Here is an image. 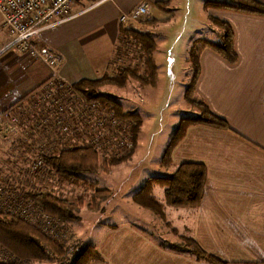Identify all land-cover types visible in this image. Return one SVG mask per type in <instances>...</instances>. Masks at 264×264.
Listing matches in <instances>:
<instances>
[{
  "label": "crops",
  "instance_id": "obj_1",
  "mask_svg": "<svg viewBox=\"0 0 264 264\" xmlns=\"http://www.w3.org/2000/svg\"><path fill=\"white\" fill-rule=\"evenodd\" d=\"M85 1L73 6L72 12L87 9L91 3L85 5ZM143 1L152 5L166 0H112L43 30L41 38L62 55L57 67L60 77L74 83L82 78H98L109 71L117 43L118 16ZM152 9L149 7L147 16L152 17ZM171 9L175 16L176 8ZM222 13L217 15L231 25L237 60L228 63L206 48L200 56L201 75L196 94L211 111L224 117L230 128L190 126L174 149V161L198 162L206 167L201 203L184 209L201 246L233 264H264V16L237 11ZM174 16L157 25L170 24ZM155 26L146 29L153 33ZM0 38L1 114L14 104L24 109L52 77V69L46 64L47 56L13 53L15 48L9 47L11 37L1 15ZM38 45L41 48L44 44ZM4 144L0 138V157ZM131 241L138 246L129 242L121 245L117 250L120 255L109 259L114 257L112 260L117 264H133L131 255L139 243ZM101 248L104 249L103 241ZM148 253L149 250L142 261ZM179 260L200 264L182 257Z\"/></svg>",
  "mask_w": 264,
  "mask_h": 264
},
{
  "label": "trees",
  "instance_id": "obj_2",
  "mask_svg": "<svg viewBox=\"0 0 264 264\" xmlns=\"http://www.w3.org/2000/svg\"><path fill=\"white\" fill-rule=\"evenodd\" d=\"M170 3L171 0L156 1L151 6L148 3L149 7L155 6L163 10L166 16H152L149 18L147 16L148 11L143 16L144 19L140 18L137 22H119L118 24L117 43L111 56L113 65L122 49L130 45L137 46L143 52L141 65H139L140 63L130 64L122 61L121 65L113 68V72L107 71L98 78H82L74 83L66 82L65 87L58 90V94L52 101V105L55 107L54 113L56 114L58 111V98H61L66 91L72 96L74 106H78L74 109V115L75 113L82 114V117L87 116L92 122L91 119L95 111L100 106H105L114 112L116 118H126L125 121L128 120L131 123L130 130L132 142L134 143L126 156L100 158L101 156L98 153L100 148L85 142L84 133L91 132L93 126L88 124L85 127L82 123L84 119H81L80 122L76 120L77 122L69 123L64 120L61 124L58 123L57 133L55 125L57 118L53 121L46 114L33 116L28 113L29 109H26V107L23 109L19 106L22 108V116L27 119H22V126L28 127V123H30L29 126L34 129L30 131L27 129L25 133L19 136L14 135L12 139L5 138L4 140L7 149H5L3 156H8L10 160L7 161L9 165L6 166V169L4 163H0V167H3L15 177H5L2 179L4 181L0 184V187L13 193L16 201L10 206H0V251L1 253L2 251L7 252L11 259L4 260L1 256L0 264H23L47 260L50 258L49 252L57 255L59 259L64 255L65 240L62 235L57 240L50 238V235L40 230L42 221L40 224L31 223L23 219L19 213L30 201L36 208L40 209L39 215L42 214V219H44V216H48V218L52 217L64 221L76 217L73 211L78 209L80 205L61 199L50 192L32 191L34 190V184L32 183L34 179L46 180L54 176L60 181H70V179L74 180L79 173H92L99 169L108 172L110 166H116L133 155L137 136L142 127V118L134 112H122L117 107L115 99L100 89L104 86L124 88L130 79L138 80L144 86L153 87L157 84V66L151 56L155 44L152 39V32L147 30L146 27L168 21L173 14ZM203 7L206 12L207 10L211 11L207 13V18L217 31V39L213 41L207 38L195 40L188 51L191 75L186 86L185 97L199 111L191 116L185 115L180 118L170 143L159 161L160 168L172 166L173 151L190 125L205 124L218 129L230 128L228 121L221 115L211 111L205 101L196 94V85L201 75L200 56L206 48L212 49L228 63H234L237 60V53L232 44L231 25L219 17L216 12L237 11L264 16V3L258 0H205ZM190 93L196 94L195 99L189 98ZM29 102L30 100L27 104L30 106ZM64 103L71 104V102ZM17 107L15 105V110H17ZM59 119L58 112V121ZM33 126H41L39 132H41L45 141L31 134L37 131L36 127ZM11 133H5V135L9 136L8 134ZM34 139L36 141L32 143ZM29 149L31 154L35 151L32 159H30ZM27 152L28 154H26ZM0 159L1 162H4V159L1 157ZM205 182L206 167L203 163L181 162L172 173L148 177L133 195V201L143 209L158 215H162L166 206L194 208L202 201ZM157 186L164 188L162 199L156 196L154 192ZM103 193H105L104 190L96 191V195H102ZM16 208L19 209L18 212H15ZM181 239L182 244H173L171 248L178 252L192 254L197 259H204L209 263L228 264L224 259L206 252L193 236L183 235ZM96 257H98V254L95 248L92 245H87L67 264H88Z\"/></svg>",
  "mask_w": 264,
  "mask_h": 264
},
{
  "label": "rangeland",
  "instance_id": "obj_3",
  "mask_svg": "<svg viewBox=\"0 0 264 264\" xmlns=\"http://www.w3.org/2000/svg\"><path fill=\"white\" fill-rule=\"evenodd\" d=\"M83 1L80 0L76 4H80ZM175 1L178 6L174 5L173 1L170 4V7L176 8L174 11L175 16L172 14L174 17L171 23L156 24L152 33L155 45L151 56L157 66V84L153 87L144 86L138 80L130 79L124 88L104 86L100 89L115 99L117 107L122 112H134L142 118V127L137 136L133 155L116 166H110L108 172L99 169L92 173H79L75 177L77 180L60 181L54 176L46 180L41 178L38 180L34 179L32 181L34 190L32 191L50 192L68 202L79 204L80 207L73 211L76 217L64 221L50 217L49 223L45 227L44 225L41 227L40 221L37 219L40 209L28 201L25 206L27 207L29 218L25 219L31 223L40 224V230L50 235L49 237L52 239L57 240L62 235L65 240V249L61 259L49 252L50 258L47 260L23 264H67L87 245H92L98 254V257L91 260L88 264H108V262H111L109 264H117L112 260L114 257L111 259L109 257L120 255L117 250L121 245H126L128 242L130 245L138 246L131 240H138L139 243V248L131 255L132 258L130 260L133 264L136 261L137 263L141 262V258L148 250L149 255L140 264H148L151 261L154 264H186L185 261L179 260L180 257L187 258L194 263L213 264L204 259H197L192 254L178 252L171 248L173 244H182L181 236L183 235L193 236L200 244V239L194 236L195 232L190 226L189 217L184 213V209L192 208L166 206L162 215H158L143 209L133 201V195L148 177L172 173L180 164L174 161V155L172 154L175 164L172 162V166L169 168L159 167V161L170 143L180 118L185 115L191 116L199 111L185 97L186 86L190 81L191 75L188 51L195 40L207 38L213 41L217 39V31L206 17V13L211 11L207 10L206 12L204 10L205 0ZM85 3V5L92 3V0H87ZM216 13L219 14L220 11ZM220 14L222 15L223 13ZM152 16L163 17L166 16V13L153 6ZM141 19H144V17ZM34 44L35 46L36 44H44L43 48L46 49L47 53H41L47 56H49V51L58 52L44 41L43 36L41 38V34ZM43 48H40L39 45L36 46L38 52ZM13 53L22 54V52L16 50H13ZM26 53L24 52V54ZM31 55L38 57L35 54ZM143 56V52L135 45L124 47L114 65L110 67L109 72H113V68L121 65L122 61L130 64L140 63L143 61ZM52 90L53 92L48 97H46L44 92L42 94L39 92L37 97H31L30 106L28 104L25 106L29 109L28 113L33 116L46 114L50 120L54 121L58 117V111L56 114L54 113L55 107L52 105V101L58 94L59 89L52 88ZM189 95L188 97L192 100L196 97L194 93ZM14 106L15 104L7 110L12 111ZM75 107L78 108L75 105L72 106V110L76 109ZM13 112L19 115L21 119H26L17 113V110L14 109ZM1 115L5 116L6 114ZM1 115L2 120L6 121ZM123 119L125 123L126 118ZM29 125L30 123H28V127L13 126L11 129L12 133L8 134L9 136L0 131V138L2 141L5 138L12 139L14 135L19 136L25 133L27 129L29 131L34 129ZM33 127H36L38 132L34 131L31 134L45 141L41 132H39L41 126ZM126 127L131 129V123L127 124ZM56 131L58 133L57 125ZM120 137L121 135H116L110 140L116 142L109 144L110 148L105 145V147L102 146L101 150H98L100 158L117 157V148L120 145L117 142L121 140ZM35 141L34 139L32 143ZM130 141L132 146H134L132 137H130ZM67 145L69 146V143ZM6 148L7 145L4 144L3 152H5ZM29 153L31 154L30 149ZM34 154L35 151L31 154L30 159L34 157ZM1 158L4 159V162H1L0 159V163H4L6 169V166L9 165L7 161L10 158L3 156V153ZM5 169L0 167V184L3 183L4 180L2 179L5 177H15ZM163 189V187L157 186L154 190L156 196L161 199L164 197ZM97 190H104L105 193L96 195ZM18 211L19 209L16 208L15 212ZM124 237L127 238L125 239ZM102 241L104 243L103 250L102 248L100 249ZM153 250L159 251V253L153 252ZM204 250L209 253L206 249ZM2 253L0 257L3 256L4 260H11L7 252L2 251ZM210 253L218 256L213 252ZM116 261L118 262V260ZM228 264L233 263L228 262Z\"/></svg>",
  "mask_w": 264,
  "mask_h": 264
},
{
  "label": "built area",
  "instance_id": "obj_4",
  "mask_svg": "<svg viewBox=\"0 0 264 264\" xmlns=\"http://www.w3.org/2000/svg\"><path fill=\"white\" fill-rule=\"evenodd\" d=\"M80 0H0V15L2 16L3 26L8 31L11 39L9 42V47L15 48L18 52H27L30 54H35L38 57L47 56L46 49H36L34 44L35 40L39 37L41 32L52 26H56L67 22L80 13L101 5L103 3L109 2L111 0H92V3L87 9H83L79 12H72V7ZM149 11V4L145 1L137 4L129 12H122L118 16L119 22H130L137 21L143 16H145ZM47 66L52 69V77L40 88L38 91L42 94L46 93L48 97L52 88L62 89L65 87V81L60 77L57 67L62 62V55L56 51H49V56L45 60ZM34 97H37L35 94ZM72 96L68 92H64L62 97L58 98V112H59V121L58 117L55 122V125L58 126V123L61 124L64 120H67L69 123L77 122L81 119H84L82 122L85 127L88 124L93 126L91 132L87 131L84 133L85 142L89 145H92L96 148L109 147V144L116 143L114 140L110 141L114 136L121 135V140L117 142L119 148H117V157L125 156L128 154L132 148L130 141L131 131L126 127L127 124H130V121H125L124 119H119L114 116V112L108 109L105 106H100L92 117V122L88 119L87 116L82 117V114L75 113L72 106H74V101ZM64 102H71V104H65ZM63 103V106H62ZM94 106L93 104H90ZM22 108H17V113L22 115ZM14 110V109H13ZM13 110H6L1 114L4 117V120L0 117V131L3 133L11 132L13 126L17 125L18 127L23 125L22 119L19 115L13 112ZM10 116V119H9ZM77 120V121H76ZM78 122V124H79ZM37 167V166H36ZM36 167H33L34 169ZM15 197L13 193H10L0 187V206H10L15 203ZM27 207L25 206L20 210V216L22 218H29ZM39 221L43 222L44 227L49 223L48 216H44L42 219V214L37 216ZM1 255V253H0Z\"/></svg>",
  "mask_w": 264,
  "mask_h": 264
}]
</instances>
